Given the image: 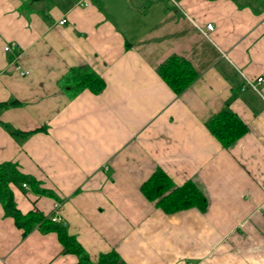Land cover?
Segmentation results:
<instances>
[{"label": "crops", "instance_id": "crops-1", "mask_svg": "<svg viewBox=\"0 0 264 264\" xmlns=\"http://www.w3.org/2000/svg\"><path fill=\"white\" fill-rule=\"evenodd\" d=\"M171 54L198 73L179 94L157 74ZM73 67L104 88L70 97L58 81ZM259 75L264 0H0V102H18L0 121L44 128L22 139L0 124V163L49 192L10 184L17 208L55 212L91 262L264 264V84H245ZM222 108L247 127L227 148L206 126ZM157 168L192 181L205 207L148 200ZM61 250L54 231L23 235L0 203V264L77 262Z\"/></svg>", "mask_w": 264, "mask_h": 264}, {"label": "trees", "instance_id": "trees-1", "mask_svg": "<svg viewBox=\"0 0 264 264\" xmlns=\"http://www.w3.org/2000/svg\"><path fill=\"white\" fill-rule=\"evenodd\" d=\"M157 74L175 93L179 94L186 89L198 76L192 64L185 58L171 54L165 61L157 66ZM59 87L70 97L76 95L84 88L93 93L100 92L105 82L96 73L80 67H73L58 81ZM16 100L0 102V109L16 105ZM0 124L12 135L25 138L35 131L44 129L38 127L32 130L14 129L6 123ZM209 131L216 139L227 148L238 140L247 130L245 123L228 108H222L206 122ZM28 183L33 191L37 193H49L40 188L34 178L22 173L17 165L11 161L0 163V203L4 214L11 216L15 224L22 229L26 235L34 227L42 231H54L62 246V253H73L78 260L75 264H125L118 263L119 256L115 251L100 255L97 262H91L83 247L76 238L69 234L66 227L59 221H52L50 215H45L37 210L22 213L16 206L10 184ZM144 196L155 203L157 207L165 212H173L188 207L204 208L206 199L201 191L192 181H186L180 186H175L171 178L160 168L155 169L152 174L141 184Z\"/></svg>", "mask_w": 264, "mask_h": 264}, {"label": "built area", "instance_id": "built-area-1", "mask_svg": "<svg viewBox=\"0 0 264 264\" xmlns=\"http://www.w3.org/2000/svg\"><path fill=\"white\" fill-rule=\"evenodd\" d=\"M59 22H60V23H63V20H60ZM212 28H213L212 24H206V26H205V30H207V31H208V30H212ZM205 30H201V31L205 32ZM4 49H5V50L9 49V46H5ZM15 68L18 69V66L16 65ZM20 74H21V75H27V74H28V71H24V70L21 71V70H20ZM245 84L248 85V86H250V87L253 88L254 90L258 91V88H259L261 85L264 84V76L259 75V76L254 77L253 79H248V78H246V79H245ZM22 186H23V187H26V184L23 183ZM55 208H57V204H56ZM54 213H55V212H53L52 214H50V216H49L50 219H51L52 221H59L60 218H59L58 216H56Z\"/></svg>", "mask_w": 264, "mask_h": 264}]
</instances>
